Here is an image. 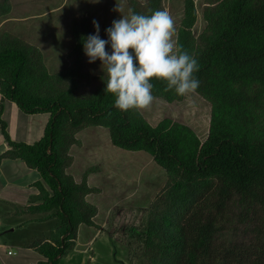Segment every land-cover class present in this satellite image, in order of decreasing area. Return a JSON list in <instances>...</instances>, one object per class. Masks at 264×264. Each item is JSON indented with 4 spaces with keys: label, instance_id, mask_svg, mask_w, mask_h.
<instances>
[{
    "label": "trees",
    "instance_id": "1",
    "mask_svg": "<svg viewBox=\"0 0 264 264\" xmlns=\"http://www.w3.org/2000/svg\"><path fill=\"white\" fill-rule=\"evenodd\" d=\"M127 2L140 14L164 10L163 0ZM8 11L7 0L0 2V14ZM202 18L204 28L195 35V0H183L179 43L197 60L196 93L210 103L203 139L169 117L151 124L141 111L118 110L105 90L106 69L95 89H78L85 77L82 37L90 30H73L72 59L57 72L48 70L39 47L9 32L0 35L1 102L49 115L43 135L32 143L13 141L0 118L8 146L3 156L20 158L41 175L34 183L38 193L25 210L61 224L59 238L31 242L46 257L38 264H57L72 249L77 227L93 224L95 208L84 199L90 191L85 177L77 183L66 171L68 149L76 132L87 126L106 128L112 145L145 152L167 175L168 184L140 231L142 264H264V220L252 229L260 236L255 255L244 243H215L233 207L241 205L246 213L254 203L264 207V0H208ZM151 82L154 97L182 98L166 90L163 81ZM245 216L239 214L242 220Z\"/></svg>",
    "mask_w": 264,
    "mask_h": 264
},
{
    "label": "rangeland",
    "instance_id": "2",
    "mask_svg": "<svg viewBox=\"0 0 264 264\" xmlns=\"http://www.w3.org/2000/svg\"><path fill=\"white\" fill-rule=\"evenodd\" d=\"M4 0H0L2 2ZM145 2V0H139ZM208 0H195L198 19L193 27L197 35L204 28L202 12ZM9 11L0 14V35L12 33L40 48L50 72L68 67L74 44V29L90 30L92 21L99 23V35L107 40L106 29L113 20L128 15L127 0H7ZM164 10L177 29L183 12V0H163ZM119 9L117 11L116 9ZM106 50L111 52L110 46ZM105 68L99 60H83L85 77L78 86L91 91L100 82ZM151 124L164 117L189 125L203 139L208 130L210 103L198 93L179 100L165 101L154 97L151 107L141 111ZM77 140L68 149L66 171L77 183L85 177L90 191L84 199L95 208L93 224H80L72 249L57 264H142L145 259L140 231L157 196L167 186L168 178L161 167L143 151H130L110 143L108 131L101 126H87L76 132ZM253 208V209H252ZM230 223L215 234V243H244L255 255L260 236L253 227L262 225L264 207L254 203L247 211L233 207ZM245 214L244 220L239 214ZM56 230L59 220L54 218ZM48 221V222H52ZM13 251L9 246L7 250Z\"/></svg>",
    "mask_w": 264,
    "mask_h": 264
},
{
    "label": "clouds",
    "instance_id": "3",
    "mask_svg": "<svg viewBox=\"0 0 264 264\" xmlns=\"http://www.w3.org/2000/svg\"><path fill=\"white\" fill-rule=\"evenodd\" d=\"M149 11L150 15L140 14L129 8L128 15L113 20L105 30L107 40L100 38L99 23L93 20L94 34L82 37L88 63L99 60L106 69L105 90L115 97L114 106L121 112L151 107L153 79L181 97L199 88L194 76L198 62L179 43L173 17L166 10Z\"/></svg>",
    "mask_w": 264,
    "mask_h": 264
},
{
    "label": "crops",
    "instance_id": "4",
    "mask_svg": "<svg viewBox=\"0 0 264 264\" xmlns=\"http://www.w3.org/2000/svg\"><path fill=\"white\" fill-rule=\"evenodd\" d=\"M48 116V113H25L10 100L1 102L0 94V118L6 123L13 141L32 143L38 140L43 135ZM7 149L0 129V264H38L46 257L31 248V242L59 238L61 224L59 222L58 232L52 221L54 218L38 220L42 213L25 210L30 196L38 193L34 183L42 180L41 175L24 160L3 156ZM9 246L14 250H7Z\"/></svg>",
    "mask_w": 264,
    "mask_h": 264
}]
</instances>
